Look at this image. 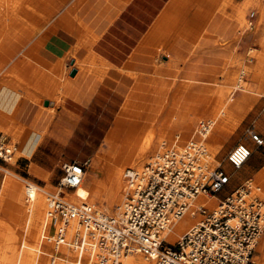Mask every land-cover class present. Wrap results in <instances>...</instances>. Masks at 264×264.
<instances>
[{"label":"crops","instance_id":"obj_1","mask_svg":"<svg viewBox=\"0 0 264 264\" xmlns=\"http://www.w3.org/2000/svg\"><path fill=\"white\" fill-rule=\"evenodd\" d=\"M68 2L54 0L52 14ZM244 2L246 0H75L45 31L42 27L46 20L44 14H38L35 27L28 26L26 31L23 27L19 36L11 33L6 37L13 45L19 39L20 49L34 32L39 33L26 56L11 66L10 71L19 74L21 81L6 74L4 86L0 83V131L18 141L15 150L19 147L20 154L15 166L11 167L14 171L2 166L4 163H0V170L3 167L16 176L27 177L32 159V171L43 179L48 178L42 168H51L52 161L57 158L54 152L40 148L44 136L63 141L65 132L69 135L68 150L75 151L76 136L86 126L94 129L92 136L105 133L108 121L114 119L135 84L133 74L174 78L177 68L168 65L169 58L175 54L180 56L192 41L202 39L200 34L205 30L219 33L222 29L229 32L232 27L237 28L236 9ZM40 9L45 12L44 5ZM224 13H228L225 19L221 15ZM60 31L61 36L58 35ZM72 38L76 39L75 44L70 43ZM42 49L48 51L43 53ZM68 52L73 55L72 69L68 76L62 77V58ZM78 57L87 62L77 66ZM73 70L75 73L71 75ZM95 80L100 83L94 85ZM180 81L196 87L209 83L195 78H181ZM117 88L124 90L125 98ZM39 94L48 98L49 105L43 102L39 105ZM37 128L42 133L35 132ZM256 128L264 131V122ZM245 145L252 152L257 150L253 143ZM60 159L71 161L75 156L68 153ZM249 163L243 176L258 177L264 169V148ZM237 173L238 180L242 179L241 172ZM4 180L5 173L3 177L0 174V195ZM8 187L0 197V214L2 209L10 207Z\"/></svg>","mask_w":264,"mask_h":264},{"label":"rangeland","instance_id":"obj_2","mask_svg":"<svg viewBox=\"0 0 264 264\" xmlns=\"http://www.w3.org/2000/svg\"><path fill=\"white\" fill-rule=\"evenodd\" d=\"M75 0H69L68 3H66L64 6H62L56 13L52 14L50 18H47L48 15H44L45 21L42 25L43 31H45L51 24H53L54 21H56L60 16H62L66 10L71 6ZM28 4V3H27ZM26 4V5H27ZM264 4V0H254L252 1L245 10V19L243 26L237 28L234 26L232 27L229 32L226 31V29H222L219 33H213L204 31V33H201L200 36H203L202 39L194 40L190 43L189 47L182 50L181 55L175 54L174 57H170V61L168 62V65L171 67L177 68L176 74L174 78H165L157 75H149L146 76L145 74H133L135 78V84L131 88L129 94L132 91H136V85H138V82L142 81L144 84H151L154 82L156 85H159V83H166L169 84V91L166 94L167 97H169V101L164 100L163 97L159 99H155L153 97L152 99V115L156 113V111L160 108L157 117L152 119V124H155L156 128L153 132V142L151 144V147L140 157H138L135 162L132 164V168L141 167L144 163L149 161L151 157L156 155L159 152H162L172 146L182 145L184 142H186L191 137V133L195 129L198 121L200 119L207 120L208 117H211L209 114H202V111H199L198 113L192 112L190 115H192V121H194V124L191 128V130L183 131L182 127L180 125H172L171 119L174 112V105L172 103L171 98L173 97L174 91L179 87V85H182L183 82L180 81L181 78H195L199 81H206L209 83H206L205 86H191L192 83L190 82H184L187 83V86H182L180 88H184V96L186 98H194L196 95V92L198 89H200L199 95L202 97V100L204 102H207L208 106H217L219 105L220 101L222 100L223 96L221 95V90L226 89L228 87V83L231 82L230 77L231 75H235L237 73H240L241 69L246 68L247 72L246 75L243 77L245 81H247L249 84H251L255 89L259 90L262 89L264 85V81H258L253 80L252 78V72L253 69L256 67V58L251 57L249 54L250 48H256L257 52L261 51L264 43V17L262 16L261 8ZM41 7L43 5H40ZM27 9L29 10L28 15H25L19 24V28L17 31H13L16 36H19L21 34V31L27 30V27H35L36 24L34 23L37 15L39 14L42 16L43 14L37 13L36 10L39 9L37 6H28ZM42 10V9H40ZM48 9L45 8L44 11H47ZM45 13V12H44ZM253 13V16L250 17V14ZM224 16L225 19L228 17V13L221 14ZM214 18V17H213ZM223 19V22L225 21ZM3 20L0 17V21ZM33 21V22H32ZM251 24H250V23ZM5 26V22H0V32L1 29ZM208 28V25L205 27ZM224 28V27H223ZM225 31L227 33H225ZM5 35V34H4ZM39 33L34 32L31 36V38L25 42V44L22 46V48H18L16 50H12L11 46L8 45V41L6 37L11 36L5 35L4 39L0 40V78L3 74L7 73V69L9 73H11L10 77H16L17 73H13L10 71L12 68L11 66L14 63H19V61L26 56L27 49L31 46V44L38 38ZM58 35H63L62 31L58 32ZM228 37H231V39H228ZM70 43L75 44L76 39L72 38L70 39ZM260 41V42H259ZM2 44V47H1ZM262 44V45H261ZM261 46V49H260ZM5 49H11L12 54L6 55L2 54V51ZM48 50L42 49V52L45 53ZM41 52V53H42ZM176 52L178 53L179 50ZM224 52V53H221ZM175 53V52H174ZM223 54V55H221ZM72 54L71 53H65L63 55L62 61V71L61 76L65 77L69 75V71L72 69ZM77 66H80L82 63H86L87 60L78 57L77 58ZM231 70V71H229ZM79 77V76H78ZM16 79V78H15ZM18 79V78H17ZM96 83H100V81L95 80L93 83L96 85ZM4 86V83L2 84ZM189 85V86H188ZM4 88V87H3ZM2 90V89H0ZM90 90H94V88H90ZM118 92L124 95V98L126 96V93L124 90L117 88ZM127 95L122 107L119 106L120 112L118 114V117L122 119V127L120 129V133L116 136L114 139V142L111 146L107 145L105 141H103L106 133L108 130L114 125V121L116 118L117 113L115 114V117L113 120L108 121L109 126L108 129H105V133L102 132L100 136H92L94 129H92L91 126H86L87 128L82 129L78 132L76 136V142H75V151L72 149L68 150L67 148V140H68V134L64 132V140L63 141H55L49 137L43 138V142L40 145L42 149H45L47 152H54L56 155L55 160L52 161V167H40L42 168V172L48 175L49 177L46 179H43L41 175H38L32 171V167L34 165L32 159L31 164L28 167V173L29 176L21 178L18 176H10L14 181H16L19 185V188L22 193V197L19 198L18 196V187L12 188L8 187V191L10 192V200L8 201L10 207L2 209V213L0 214V233L8 232V229L10 228H20L19 235L20 237L23 235V229H26L25 227V220L27 213L24 211V207L29 201H26L25 199V184L27 181L32 182L36 185H39L43 187V189L49 191L51 194H62L64 195L66 192H70V189L61 188L59 186V181L61 177L63 176V165L67 163H83L87 162V165H85V180H88L90 178L91 172H94L99 176H104L106 174V166H112L115 163L123 162L124 161V152L128 147H132L133 149L137 148L140 141L144 138L145 132L148 129V126L151 122L150 119L147 117H144V113L146 110H144L142 107L134 106L133 103H130L127 105ZM235 97H240L241 92L236 91ZM39 99L37 102H39V105L41 106L40 101L48 100V98L45 95L39 94ZM143 99V104L147 103L150 104V101L148 99H145L144 97L139 99ZM183 95L178 97V101L176 102V105L181 104L180 101H182ZM49 101V100H48ZM56 101H58V98H56ZM49 105V104H48ZM127 105V111L123 113L124 107L126 108ZM264 106V92L261 97H258L252 111L244 117L239 124L236 127L235 134L231 135L225 143H223L222 147L220 148L219 152L216 154L215 159L217 161H212L209 157H207V162L209 167L215 168L219 167L224 172H226L229 177L230 181L228 185L225 187V189L221 190L220 192L216 193L218 196V201L216 202L215 207L218 206L220 200L223 199L225 195L232 192L235 189L241 188L246 184V182L254 183L261 187L263 196H264V177L263 178H255V176L252 174L249 177H244L243 172L248 169L249 162L254 160L256 156L259 155V151L261 148L264 147H255L257 150L253 151L251 155L248 157L245 163H243L240 167L236 168L232 166L229 161L227 160V154L230 151V149L236 144V143H245L247 145H251L252 142L250 141V137L248 135L247 130L253 129L255 131L262 132L264 135V131L259 130L255 127V123L259 121H263L264 118L262 116V108ZM130 111H137L138 113H141L139 117L133 118ZM194 111V110H193ZM55 108L53 113V120L55 122ZM92 122V121H89ZM95 121H93L94 123ZM56 123V122H55ZM167 124H171V126H167ZM48 124H46L47 127ZM60 127V126H59ZM40 128H43V126H40ZM37 128L35 132L42 133L41 129ZM163 131L165 135V143L163 146L160 147V150H157V137L159 132ZM0 134L3 135V139L7 142V144L12 148L16 143L18 142L14 137L10 136L5 131H0ZM10 138V140H6V138ZM19 148V147H18ZM17 150H13L12 156L10 159H8L6 162L0 160V163H4V167H7L9 169H12L15 164L17 163V159L20 157V154ZM117 151H119L117 155ZM70 153L71 155L75 156V159H71V161L62 160L60 159V156H63L65 154ZM116 155V157H115ZM100 159L101 162L96 161V159ZM211 160V161H210ZM102 163V164H95V163ZM218 162V163H217ZM220 163V164H219ZM13 166V167H12ZM12 167V168H11ZM127 166L123 167L122 170V189H124L125 181L123 178V171L126 169ZM2 171L6 175H9L6 172V168H1ZM13 170V169H12ZM0 170V174L3 177V172ZM14 171V170H13ZM237 172H241L242 179L238 180L239 174ZM26 178V179H25ZM106 190L102 191L101 194H105ZM123 193V192H122ZM48 193H45V196H47ZM65 197V196H64ZM66 198V197H65ZM68 199V198H66ZM69 200V199H68ZM123 202V198L122 201ZM122 205V204H121ZM1 208V207H0ZM115 209V203L110 208V211L103 210L107 215H112ZM209 210H212L213 208H208ZM96 211V210H95ZM198 220H203L204 216L202 213L198 211V215L195 217ZM22 229V230H21ZM79 229V227L77 228ZM50 223H48V226L46 227V234L49 236H52ZM26 231V230H24ZM38 234L36 235V242H39V235L42 231V228L38 230ZM75 232H68L67 229V238L73 236ZM180 236H177V240H179ZM26 242L35 245V242H33L31 237V232L28 230L27 232V239ZM44 244L42 245L41 249L44 250V247L47 246V240H44ZM169 243V241H168ZM16 247L19 246L20 240H17L14 242ZM172 244V243H170ZM174 244V243H173ZM65 247V245H63ZM169 246V244H167ZM67 248V247H66ZM69 249V248H68ZM60 250V251H59ZM73 250V249H70ZM64 251V252H63ZM58 249V254L55 253L53 250V253L57 256H61L62 258L73 261L75 258L71 257L68 254V251ZM76 253V251H73ZM61 253V254H59ZM64 253V254H62ZM68 255V256H67ZM66 256V257H65ZM46 258L49 259V255L46 256ZM86 258V255H85ZM254 260V259H253ZM256 262V260H255ZM95 263V259L93 260V264Z\"/></svg>","mask_w":264,"mask_h":264},{"label":"built area","instance_id":"obj_3","mask_svg":"<svg viewBox=\"0 0 264 264\" xmlns=\"http://www.w3.org/2000/svg\"><path fill=\"white\" fill-rule=\"evenodd\" d=\"M247 132L255 147H264L262 132ZM195 145L187 144L182 153L166 150L157 160L144 163L141 170L135 168L126 173L131 193L112 215L101 216L86 207H77L61 194L49 195L53 239L47 243L56 247L67 244L80 254L87 251L96 264H129L126 257L130 253H142L153 264H255L254 246L264 235V198L257 194L258 188L249 184L225 195L215 210L201 207L202 222L174 244L162 237L171 220L184 213L194 195L200 191L216 194L230 181L219 167L196 168ZM12 152L0 135V160L6 162ZM251 153L239 142L230 149L227 159L238 168ZM85 165L87 162L68 163L63 167L59 185L66 189L76 187L83 179ZM74 218L97 238L86 240L77 231L67 243V225ZM57 250L54 248L56 254ZM80 263L79 257L75 264Z\"/></svg>","mask_w":264,"mask_h":264},{"label":"bare ground","instance_id":"obj_4","mask_svg":"<svg viewBox=\"0 0 264 264\" xmlns=\"http://www.w3.org/2000/svg\"><path fill=\"white\" fill-rule=\"evenodd\" d=\"M53 1L54 0H0V17L3 19L0 22H5V26L1 29L0 32V40L4 39V36L6 34L9 35L13 31H17L20 24L18 22H20L25 15H28V6H37V8H39L36 10L37 13H42L44 15L47 13L46 15L49 16L52 14ZM252 1L254 0H246V2H244L240 7L236 9L235 18L237 26H243L245 19V10ZM40 5H44L45 8L49 7V9L45 11V13H43V11L40 10ZM261 12L262 16L264 17V4L262 5ZM20 42L21 41H19L18 39V41H16L14 45L12 44V41H8L7 43L14 51L15 48L17 49L20 46ZM256 50V48L251 47L249 51L250 56L256 58V67L253 69L251 76L255 81H264V43L261 51L257 52ZM2 54L11 55L12 50L5 49L2 51ZM246 72L247 69L243 68L241 69L240 73L231 75V82L228 83V87L226 89H222L220 92L223 96L222 100L220 101L219 105H215L212 107H209L208 104H206L208 101L204 102L202 100V97L199 95L200 89L197 90L194 98H186V96H184L185 89L180 87L187 86V83L183 82L182 85H179V87L174 91L173 97L171 98L174 105L171 124L180 125L182 129H184L181 132H188V130H191L194 124V121H192L191 117L192 115H190L192 112L196 114L199 111H202V114H209L211 117H208L207 120L200 119L198 121L195 129L191 133V136L193 137L188 139L182 145L172 146L166 150L174 149L175 151L182 153L187 144L195 145L196 143L198 144L194 146V155L196 157L197 165L196 168H205L206 170L215 169L216 167H209L207 157H209L212 161H217L215 159V156L219 152L223 143H225L231 135H234L236 133L235 130L239 122L244 117H246L250 113V111H252L258 97H261L264 92V85L262 89L257 90L251 84L244 80L243 77L246 75ZM6 74L10 75L11 73L7 72L3 74L0 78V83H4ZM16 77L18 78V82H20L21 76L19 74H16ZM37 88V85L34 83V89ZM237 90L241 92L240 97H235L234 95ZM168 91L169 84L166 83H159V85H156L154 82H152L151 84H144L142 83V81L138 82V85H136V91H132L128 96L127 105L133 103L134 106L142 107L144 110H146L144 113V117L150 119L151 122L145 132L144 138L140 141L137 148L133 149L132 147H128L126 149V151L124 152L123 162L115 163L112 166H106V174L103 177H98V175L94 171L91 172L90 178L88 180H85L84 172L81 183H79L76 187L70 189V192H66L63 195L69 199L68 200L64 197L67 201L71 202L77 207H86L95 214L101 216H107L108 213L103 210L105 209L107 211H110L113 203H115L116 207L120 206L126 201L127 193H131V187L128 185L125 174L134 171L135 168L131 167L133 162H135L138 157L143 155L151 147V144L153 142V132L156 126L155 124H152V119L157 117L160 108L156 111L155 114L152 115V99L153 97L155 99L163 97L164 100L169 101V97H167L166 95ZM182 95L183 99L182 101H180L181 104L176 105L178 97ZM143 97L147 99V101L148 99L151 100L150 104H143V99L139 100ZM127 105L126 108L124 107L123 113L128 110ZM130 113L133 118H137L141 114L137 111H130ZM263 122L264 121L256 122L255 126L261 127ZM122 124V119L120 117H117L113 127L104 139L107 145L111 146L113 144L114 139L120 133ZM171 124H167V126H171ZM165 141L166 140L163 131L159 132L157 137V150H160V147L163 146ZM7 147L12 149L8 144ZM13 150H15V145L13 147ZM166 150L157 153L156 155L151 157L149 161L151 159L152 161L157 160ZM118 152L119 151L116 152L117 155L119 154ZM11 156L12 155H10L8 159H10ZM97 160L98 162H101L99 158L96 159V161ZM98 162L95 164H102ZM67 164H64L63 167H65ZM124 166L127 167L123 171L125 186L124 189H122V170ZM136 168H138V170H141V167ZM5 170L9 175L5 176L0 197L3 195L6 188L10 186L12 188L18 187V196L19 198H21L22 193L18 183L10 177L11 175H16L7 169ZM263 177L264 169H262L258 173V178ZM246 184H249L254 188H258L259 192H257V194L260 197L264 198L260 186L251 182H246ZM104 190H106V193L101 194ZM45 193H48V195L45 196ZM49 195L52 194L49 191L43 189V187L29 181L26 182L24 196L26 201H29L24 207V211L27 213L25 220L26 229H23V235L21 237L19 235L20 228L17 227L8 229V232L0 233V264H75V260H77V258L79 257L82 261V263L80 264H93V260L95 258L93 256L90 257V253H88L87 251L84 254H80L79 251H76V253H74L73 251L75 250H70V248L68 249L67 244H62L56 247L55 244L51 245V243H48L47 246L44 247V250L41 249L42 245L44 244V240L53 239V235L49 236L45 233L48 223H51V210L48 202ZM122 198L123 202H121ZM218 199L219 198L217 195L210 194L205 191H200L199 193L194 195V197L189 201V205L184 213L179 218L171 220L168 229L163 232L162 237L166 241H169V243L173 244L177 242V236L181 237L182 234L202 222V220H198L195 218L196 215H198V211L200 212V208H213L212 210H215L217 209V207H215L214 209V206ZM78 227L79 229H77ZM40 228H42V231L39 235V242H36V235L38 234V230H40ZM67 229L68 232L78 231L79 234L86 240H90L95 237V233L90 231L91 229H89L85 225L81 224L78 218L71 219L67 225ZM28 230L31 232V237L33 242H35V245H31L26 242ZM73 236L68 239L66 235V242L69 243ZM96 238L97 237H95L94 239ZM17 240H20V244L18 247H16V245L14 244V242H16ZM63 245H65V247ZM54 248L61 249V251H68V254L71 257L75 258L74 261H68L61 256L55 255V253H53ZM48 255L49 259L46 258V256ZM253 259L254 262L256 260L255 264H264V235L260 236L257 239V242L254 246ZM126 261L129 264H153V261L142 253H130L127 255Z\"/></svg>","mask_w":264,"mask_h":264},{"label":"water","instance_id":"obj_5","mask_svg":"<svg viewBox=\"0 0 264 264\" xmlns=\"http://www.w3.org/2000/svg\"><path fill=\"white\" fill-rule=\"evenodd\" d=\"M74 73H75V70H73V71H71V75H74ZM40 102H43L44 103V105H48L49 104V101L48 100H43V101H40Z\"/></svg>","mask_w":264,"mask_h":264}]
</instances>
